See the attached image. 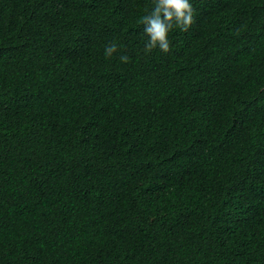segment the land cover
<instances>
[{"label":"trees","instance_id":"1","mask_svg":"<svg viewBox=\"0 0 264 264\" xmlns=\"http://www.w3.org/2000/svg\"><path fill=\"white\" fill-rule=\"evenodd\" d=\"M192 5L0 0V264H264V0Z\"/></svg>","mask_w":264,"mask_h":264},{"label":"clouds","instance_id":"2","mask_svg":"<svg viewBox=\"0 0 264 264\" xmlns=\"http://www.w3.org/2000/svg\"><path fill=\"white\" fill-rule=\"evenodd\" d=\"M194 22L192 0H151V9L140 18L145 34L144 52L151 54L158 50L164 54L170 51V34L179 29L188 31ZM118 45L115 41L105 45L104 55L113 56ZM129 57L124 54L120 61L127 63Z\"/></svg>","mask_w":264,"mask_h":264}]
</instances>
